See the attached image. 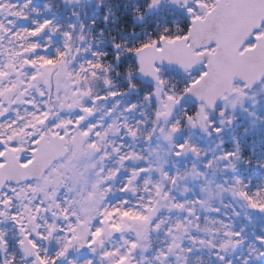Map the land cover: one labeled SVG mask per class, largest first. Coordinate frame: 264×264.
Returning <instances> with one entry per match:
<instances>
[{"label":"flooded vegetation","instance_id":"obj_1","mask_svg":"<svg viewBox=\"0 0 264 264\" xmlns=\"http://www.w3.org/2000/svg\"><path fill=\"white\" fill-rule=\"evenodd\" d=\"M195 1L187 8H183L182 5L176 8L169 2L162 5L161 0L159 4L164 7L167 5L170 9L174 7L184 13L190 29L191 22L199 20L197 17L203 15L205 18V14L198 8L200 3ZM215 1L213 0L212 5H208L206 1L201 3L206 13L214 8ZM86 9L89 8L76 6L68 9L62 0H0V169L9 162L12 166L16 164L27 166L33 161L40 142H45L49 149L57 154H65L40 180L24 184H6L0 192V240L7 249L6 257L10 259L8 260L10 264L35 263L34 259H27L24 256L22 249L24 236L29 238L37 250V255L45 264H53V260L60 254L55 251L53 243L47 244L45 240L42 241L45 245L40 246L37 235H29V232L25 234L19 218L28 216V224L33 226L32 228L36 221L32 217L33 211L28 208L29 206L23 207L26 203L18 199L13 191L22 186H38L48 179L49 182L55 179L79 180L85 176L87 163L91 166L92 163L104 162L102 159L105 154L110 155L114 151L113 157L121 158L124 162L126 160L124 158L134 153L135 144L131 142L133 134L124 131L120 136L111 135L112 140H109L111 145L107 152L103 151L105 154L97 148L94 155H87V132L90 131V129L87 131V125L91 121L94 124L95 120L101 117L102 102L110 93L123 96L136 88L138 90L136 95L140 96L142 86L133 84L134 80L142 84L137 77L135 53L147 45L127 56L123 47H110L99 43V47L94 45L90 50L85 42L80 44L74 42L77 23L73 20L76 21V12ZM190 10L193 12L192 15ZM78 20L85 31L90 27L94 42L98 39L94 37V32L102 39L92 21L89 23L85 17L82 22L81 18ZM189 29L178 38L168 39L163 36L148 45H157L163 39L173 42L185 38L189 34ZM82 33L81 31L79 34L83 35ZM135 64L137 71L134 74L129 70L127 74H118L117 68H133ZM166 68L173 69L163 67L160 72ZM124 77L128 80L125 81ZM120 101L122 102V97ZM110 109L114 110V107L108 105L106 110ZM88 116L92 117L89 122ZM52 140L55 141L53 146ZM96 140L97 138H94V141ZM143 152H146V149ZM104 164L109 171L115 167L114 163ZM57 168L62 170L55 171ZM134 180L136 182V179ZM115 185L118 189L119 180ZM52 195L55 198V193ZM40 198L42 192L36 199V205L42 206L43 200ZM114 201L116 204L118 198ZM57 202L58 208L69 209L63 197L57 199ZM53 207L55 206H51L49 210ZM9 209L11 212L7 218L6 212ZM61 257L59 256L60 259ZM0 264L6 263L1 261Z\"/></svg>","mask_w":264,"mask_h":264},{"label":"rangeland","instance_id":"obj_2","mask_svg":"<svg viewBox=\"0 0 264 264\" xmlns=\"http://www.w3.org/2000/svg\"><path fill=\"white\" fill-rule=\"evenodd\" d=\"M205 1L206 0H196L195 2H199V5H201V3ZM175 11L177 10L174 7L170 9L167 5L166 7L161 6L159 0H153L150 6L146 8L144 14L135 17L134 23L135 25L139 24L141 28H144V26L147 28L149 26L147 25L148 23L157 21L160 17L164 19L167 16H171ZM76 13V21L73 20V22L77 23L75 25L74 42L77 41L78 44L85 42L90 50L94 45L98 46L99 43L107 46L110 45V47H121L122 43H117L115 39H111V35L110 38L109 35H103L102 40L99 39L100 37L96 34L95 37L98 39L94 42L92 40V31L89 30L90 27L88 30L86 28L85 31V29L80 26L78 20L81 18L82 22V17H84L87 12L85 13L81 10ZM190 14H193L191 10ZM203 18L204 16L200 15L196 19ZM108 20L109 18H105V25ZM97 23H99V21H97ZM89 25L90 24H88V26ZM140 30L141 29L134 33H132L133 31L126 32L127 34L123 36L125 39H122L126 42L131 36L140 37L142 36ZM81 31L83 35L79 34ZM103 31L104 29L99 28L101 34H104ZM263 32L259 33L258 36L263 35ZM210 50L213 51V48ZM170 71L172 72V70ZM197 73L193 71L188 76L184 77L188 82H192ZM124 80L126 81L128 78L124 77ZM129 80L132 79L129 78ZM167 81L168 77H166L164 73H160V82L152 86L151 93L147 94L142 102L136 101L133 103L130 100L132 96L138 98L136 95L138 90L136 88L123 96L115 95L116 93L112 92L107 95L102 102L103 114L101 117L99 119L94 118L96 119L94 124H92L91 121L92 117H87V122H89V120L91 121L90 124L87 125V131L90 129V131L87 132V155H94L97 152V148L101 149L102 152L105 150L107 152L109 149L108 147L111 145V141H109L112 140L111 135L118 134L117 136H120L124 131L133 134V140L131 142H134L137 149L134 153L129 155V157L124 158L126 159L124 162H122L121 158L113 157L115 154L114 151L111 152L110 155H106L103 152L105 157H103L102 161L104 162H98V164L92 163L91 166L87 163L86 173L82 179L72 181L67 179H55V181L53 180L50 182L48 179V181L38 186H22L13 191L18 199L26 203H23V207L29 206L28 208L33 211L32 217L33 220L36 221V225L32 228L33 226H29L28 224V216L24 215L22 218H19V220H21L20 226H22L25 234L27 235V232H29V235H37V241L40 243V246L45 245L42 241L46 240L47 244H49L48 242L53 243L56 245L57 250H59L58 252L60 254L53 260V264H136V256L140 253H143L144 256L147 254L146 238L149 233L158 228L149 218L151 215L160 214L162 210H165V207H170V205L163 202L164 199H161V196H165V194H163L165 190L163 186L166 180L165 176L162 177L161 182L155 181L158 180L157 174L159 172L165 174V171L168 170V168L166 169L167 161L171 163V161L177 160L178 165H180L179 168L182 164L192 161L191 157L196 156L195 147H192L194 137L197 135L204 136L206 141H208V137L205 136V134L212 125L219 123L218 126H221V130H230L228 137L231 138L233 136L232 130L234 129V122L238 121L239 124H242L248 120L251 122L250 131H253L256 129V121H259V118L262 119V117L264 120V82L251 92H246L242 84H236L235 95L232 98H228L225 103L217 108V110L220 109L218 115L216 113L211 115L202 105H197L194 102V105L197 107L196 115L185 116V125L181 129L180 123L178 122L179 114L185 109H189L191 105L188 104V100L183 98L182 94H170L172 90L174 92V86ZM121 97L122 102L120 101ZM139 98L141 100V97ZM170 99L174 102L172 107L168 105ZM108 105H110V107L113 106L114 110H106ZM260 114L262 116H260ZM143 115H146L147 121V117L150 120L152 115L155 120L153 137L150 138V143H148L149 146L146 145L148 154L140 159L137 155L140 153L138 149L139 145H137L139 144L138 131L134 130L132 120L134 118L139 119ZM94 138H97V140L94 141ZM181 140H185L187 145L181 143ZM224 159L228 162L231 161L230 156H226ZM224 159H221V161H224ZM90 160L92 159H88V161ZM118 160L120 163L117 164ZM233 160L237 159L234 158ZM104 163H109L110 165L114 163L115 167H111L113 170L109 171L106 169L107 167ZM126 165L131 166V168H127ZM156 168H158V171H156ZM114 169H116V171ZM61 170L62 169L57 168L55 171ZM135 172L140 174L137 182L132 180ZM169 172L170 171H168V173ZM128 173H130V175H127ZM175 173L179 176V169H177ZM182 175L181 172L180 176ZM118 180L119 185L122 183L127 184L124 189L125 191L128 190L130 193L129 196L134 198L138 197V184H140L142 188L141 192L143 194L145 193L146 196H151L152 188L154 189V187H157L155 185H162V192L160 191L159 193L160 197L158 196V203H151L150 201L145 202L142 200V203L145 205V212L135 211L134 213L129 212L127 214V212L124 213L123 210L119 211L117 209L118 203H114V199L120 196L115 185ZM54 182L56 184H53ZM199 182L200 176L197 174V166H193L188 169L184 177H180L176 189L180 191L181 195L184 193V196L191 187V184ZM45 186L46 188L44 189ZM41 192L42 198H40V200H43L42 206L36 205L37 196ZM52 193H55V198ZM142 193L140 195H142ZM61 197L64 198V202L68 205L67 207L69 209L57 207L59 205L57 199ZM51 206L55 207L49 210ZM176 206H178V204H176ZM176 206L174 205L175 208ZM122 207H127V204H122ZM180 207L183 214L185 211H190L195 214L197 209V207L193 205L191 208H188V205H181ZM198 210L199 216H201L205 208L201 206ZM260 210L264 213V207H261ZM10 212L11 209L6 212L7 218H9ZM49 219H52V221ZM138 225L140 226L137 228ZM175 234L177 236L176 243H174L173 249L169 251L168 256H171L175 252L176 256L179 255L182 257L184 252H181V248H183V237L186 233L181 229L178 231V228H176ZM1 242L2 240H0V260L7 264V261L10 259L6 257L7 249ZM199 243L204 244V241L200 239ZM231 244L228 245L229 248L232 247ZM237 245H233V253H235L236 250L238 251L239 246ZM59 256H62V259H60ZM10 263L11 262L8 261V264Z\"/></svg>","mask_w":264,"mask_h":264},{"label":"trees","instance_id":"obj_3","mask_svg":"<svg viewBox=\"0 0 264 264\" xmlns=\"http://www.w3.org/2000/svg\"><path fill=\"white\" fill-rule=\"evenodd\" d=\"M152 1L96 0L92 9H86L83 12H87L84 17L89 20V23L92 21L95 24L98 32L99 28L104 29V34L99 32L101 37L103 35H109V38L110 35L111 38L114 37L117 43H122L125 55L128 56L143 46L158 41L163 36L174 39L188 32V19L178 10L171 16L164 19L160 17L157 21L148 23L147 28L145 26L141 28L139 24L135 25V17L144 14ZM206 3L212 5L213 0H206ZM105 18H109L106 25ZM139 29H141L142 36H131L126 42L123 40L126 32L133 31L132 33H134ZM134 62H136L135 59ZM117 70L118 74H127L128 70L134 74L137 67L135 64L133 68L119 67ZM202 72V70L196 72L192 82H188L183 75L171 68L164 69L161 73H164L168 77L167 82L174 86V95H183L185 89L187 90ZM134 85L142 87H140L139 96L141 100L135 96L130 98L133 103L142 102L153 88L142 85L137 80H134ZM188 104L191 107L181 112L178 117L181 129L185 125L184 117L195 116L197 112L194 103L188 102ZM218 113H220V109L217 110L216 114L218 115ZM145 116L132 120L134 130L138 131L139 144L137 145H139L140 153L137 155L140 159L147 156V148H143V146L146 147V144L149 146L150 138L154 134L155 119L153 115L150 120L147 117L148 122ZM260 116L262 115L260 114ZM250 123L248 120L242 124H239L238 121L234 122L231 138L228 137L230 130H221V126H218L219 123L212 125L205 134L208 141L204 136L194 137L192 147H195L196 156L191 157L192 161L182 164L180 168L177 160L171 161V163L167 161L166 169L168 168V170L165 171V174L157 172L158 180H155L156 182H161L162 177L165 176L166 180L163 185L165 196H161V199H164L163 202L170 207H165V210H162L160 214L151 215L149 218L158 228L153 225L156 229L151 231L146 238L147 254L144 256L143 253H140L136 256V264H264V213L260 210L261 207H264V120L263 117L259 118V121H256V129L253 131H250ZM144 141H146L145 144ZM181 143H185V140H181ZM136 149L135 145L134 151ZM145 149L146 152H143ZM226 156L231 157L230 162L225 161L224 157ZM234 158L237 160H233ZM126 166L131 168L129 165ZM193 166H197L200 182L191 184L188 192L183 196L184 193L181 195L176 187L180 177H184L188 169ZM177 169H179V176L175 173ZM168 171L170 172L168 173ZM181 172L182 176H180ZM133 177L132 180L136 179L137 182L140 174L135 172ZM138 185V197L136 198L130 197L129 192L123 195L125 190L122 187L125 185H119L118 201L125 202L129 206L126 209L119 207L120 211L123 210L127 214L135 211L145 212L142 200L158 203L162 185H155L157 187L152 188L151 196L143 194L140 184ZM141 193L142 195H140ZM181 205H188V208H191L192 205L197 207L195 214L190 211H188L189 213L185 211L183 214ZM201 206L205 208V211L199 216L198 209ZM176 228L178 231L181 229L186 233L183 237L184 245L181 248V252H184L182 257L176 256L175 252L168 256L169 251L176 243ZM200 239L204 241V244L199 243ZM229 244H231V248H229ZM234 244H239L237 245L239 249L235 253L232 251ZM54 249L57 251L56 247Z\"/></svg>","mask_w":264,"mask_h":264},{"label":"water","instance_id":"obj_4","mask_svg":"<svg viewBox=\"0 0 264 264\" xmlns=\"http://www.w3.org/2000/svg\"><path fill=\"white\" fill-rule=\"evenodd\" d=\"M95 0H62L66 8L92 7ZM195 0H161L171 6L187 8ZM198 8L204 19L191 22L186 38L173 42L163 39L157 45H149L135 53L137 77L145 84H158L159 68L172 66L184 75L200 66L204 75L185 92L186 100H193L214 113L218 105L232 98L235 84L244 85L250 92L264 81V37H256L264 24V0H216L208 13L205 7ZM250 40L253 48H245ZM215 50L211 52L210 47ZM243 48H245L243 50ZM170 107L173 101L169 100ZM55 141L52 140V146ZM65 154L50 150L40 142L34 159L27 166L12 163L0 169V192L6 184H24L40 180L43 174ZM22 249L27 259L34 264H45L37 255L36 248L28 237H23Z\"/></svg>","mask_w":264,"mask_h":264}]
</instances>
